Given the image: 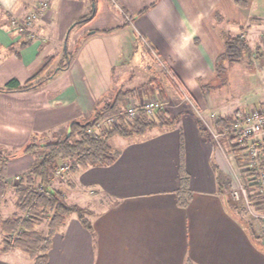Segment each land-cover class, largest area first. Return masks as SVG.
Instances as JSON below:
<instances>
[{"label": "crops", "instance_id": "crops-1", "mask_svg": "<svg viewBox=\"0 0 264 264\" xmlns=\"http://www.w3.org/2000/svg\"><path fill=\"white\" fill-rule=\"evenodd\" d=\"M96 1L95 17L71 30L93 10L92 0H52L49 11L21 33L9 27L10 17L25 15L39 0H0V85L13 78L24 84L47 57L66 47L67 38L71 49L82 42L70 66L41 87L0 92V144L20 148L36 133L64 131L74 121H88L122 86L136 89L130 98L138 103L148 95L160 96L162 88L169 116L170 94L178 90L175 82L188 95H200L197 106L208 113L214 107L209 96L214 100L238 86L240 75L253 80L244 97H238L248 101L245 110L264 102V88L258 92L256 84L264 74V0ZM228 31L247 38L252 57L249 64L230 66L227 81L220 85L215 63ZM28 33L34 34L30 40L25 38ZM140 47L164 68L166 78L132 85ZM173 115L180 117L170 127L113 137L120 150L113 164L72 174V198L84 195L90 225L71 215L53 238L49 264H264V218L251 220L252 233L227 200L237 178L241 180L233 155L220 142L231 176L217 155L213 159L214 146L201 134L196 115ZM181 157L190 175L187 206L177 198ZM0 264L33 261L17 249L0 252Z\"/></svg>", "mask_w": 264, "mask_h": 264}, {"label": "trees", "instance_id": "trees-1", "mask_svg": "<svg viewBox=\"0 0 264 264\" xmlns=\"http://www.w3.org/2000/svg\"><path fill=\"white\" fill-rule=\"evenodd\" d=\"M92 2L93 10L75 21L71 26V30L75 26L87 24L95 17L97 1L92 0ZM113 30L114 28L104 29L100 32H111ZM224 35L225 46L215 63L216 81L220 85L227 81L229 65L242 61L246 56H252L250 44L243 34ZM81 44V40L77 41L74 50L70 51L67 38L63 53L65 62L51 70L47 76H43L53 61V57L49 58L44 66L24 84L13 78L5 85H0V92L28 91L41 87L47 80L56 76L58 72L70 66ZM175 84L178 86L176 82ZM135 91L136 89H126L122 86L119 90H116V94L113 95L114 98L105 101L88 121L72 122L68 129L62 131V134H55L54 136H57L53 139L41 140L39 133L34 134L22 151V155L33 154L34 162L14 179L9 177L8 165L16 155H9L0 147V232L3 234L2 246L0 247L1 253L19 249L31 258L33 264H49V252L53 238L67 223L71 215L77 214L83 223L90 225L86 215L87 210L78 204L69 203L64 191L53 185L55 178L61 175L60 166L62 163L65 161L70 163L69 173L71 174L80 172L90 166L111 165L120 155V150L111 142L113 137L143 136L155 127L175 125L180 116L177 115L171 118L165 109H159L155 118L150 117L142 110L137 119L129 121L123 112L127 98L134 95ZM158 91L162 102L166 103L167 96L162 88ZM238 112L240 110L215 120L216 130L223 133L224 129H231L234 116ZM109 115L117 116L118 124L97 130L95 135L88 134V128L94 127L96 123ZM199 128L201 134L206 136L208 130L201 123H199ZM223 136H225L223 148L228 154L233 155L234 165L239 170L241 181L247 189L251 207L255 212L264 214V196L259 193L258 184L255 181L257 173L246 168L247 163L243 157V151L246 148L245 143L237 142V136L232 133ZM180 171V186L177 190V198L180 205L187 206L191 201L192 192L190 175L185 169L183 157H181ZM10 191L16 197V211L4 216L1 208L6 202ZM226 196L230 208L236 212L245 226L254 233L251 219L247 218L248 216L244 217L248 212L247 206L235 200L231 194ZM45 222L46 228H42L41 225Z\"/></svg>", "mask_w": 264, "mask_h": 264}, {"label": "rangeland", "instance_id": "rangeland-1", "mask_svg": "<svg viewBox=\"0 0 264 264\" xmlns=\"http://www.w3.org/2000/svg\"><path fill=\"white\" fill-rule=\"evenodd\" d=\"M50 7H51V5H50ZM10 18L12 19L13 17H10ZM11 28L13 29L14 27H11ZM12 29H10V30H12ZM22 30H17V31L22 33V32H24V30L23 31ZM28 32H30V31H28ZM228 33L231 35H235L236 32L235 31H228ZM33 35L34 34L28 33V35H26L25 38H27V40H30L33 38ZM23 36H24V34H23ZM68 46H69V44H68ZM75 46H76V42H75L74 47H72V49L69 48V50L73 51ZM59 49H60V52L58 53V55L51 54L49 57H47V59L53 57V61L51 63V65H52L51 70L58 67L61 63L65 62L64 61L65 60L64 54H63L64 53L63 46L60 47ZM137 55H138L137 56L138 62L135 64L134 80L132 83L133 86L139 87L144 82H148V80L151 77L152 78L153 77H159L162 80L164 78H166L167 74H165V72H164L165 70H163L164 68L161 67V65L158 63V61L153 60V56L148 57L146 55L145 51L143 50V47L139 48ZM251 57L246 56L242 61L235 62L232 65H229V67L230 66L234 67V66H236L235 64H238V63L249 64V60L251 59ZM58 58H61V60L58 61ZM253 58H255V57H253ZM56 61H58V62H56ZM258 61L260 63L259 59H258ZM261 63L263 64L264 61ZM261 63H260V65H261ZM254 66H255V70H258L256 68V65H254ZM51 70L44 73L43 76H47V74ZM240 76H241V78L236 81V82H238V86L236 84V85H234V87L233 86L228 87V89L222 91V93L220 92V94H219L220 96L214 100L212 99L211 96H209L208 102H209V104H212V106H214L213 108H211L212 112H210V113H208V111H206L204 109H201L200 106H197L198 105L197 100L200 99V95H198V94L188 95L186 92H183V90H181V88H179V86H177L176 84H174V85H175V87L176 86L178 87V90L175 89L173 91H176L177 93L176 94H170V96H171L170 98L172 99L170 106H172V107H170L169 109H171L172 112H170L171 115L169 117H171V118L175 117L173 114H176L180 111H187V113H192L193 115H196V117L199 119V123H201V125L208 130L207 135L205 136V139L208 141L209 145H212V147L214 146V148H213V152H214L213 159L216 160L215 157L217 155L218 159L222 160L226 164L227 168L230 170L229 175H231V176L233 174L232 169H231V164L229 163V160L226 157V155L223 152V149L221 148V145H220V142L224 143L225 136L221 135V136H219L218 139H217V137H215L214 133H215V131L216 132H218V131L216 130V128L214 126V121L216 120V118L223 116V114H225V113L229 114V112L230 113L232 112L231 114H233V112H235L236 109H240V110L244 109L245 110V109H247L246 107L249 106V104H248V106L245 105L248 103L247 100L241 101L240 99H238V97H240L241 95L244 97V92L249 89L247 87V85L250 83V85L253 86V84H251L253 82V80L249 81V79H250L249 77H248V79H245V77L243 75H240ZM263 77H264V74L261 76H258L259 79H258V82L256 83V84L259 83L258 85H260L259 86L260 90H258V92L262 91V93H263V88H264V78ZM215 82L217 83L218 81L215 80ZM256 92H257V90H256ZM169 93H172V91L170 90ZM167 98H168V96H167ZM146 99L150 100V101L156 100V99L162 100L161 97L158 95H148ZM238 100H240V101H238ZM128 101H133L136 103L139 100H137L136 98L128 97L126 105L129 104ZM263 103L264 102H262V104ZM259 104H261V103H259ZM259 104L255 103L252 106H258ZM0 122H2L1 118H0ZM53 134L59 135V134H62V131L59 130L55 133H51V132L50 133H39L38 135L40 136L41 140H44V139L50 140V139H53L57 136V135L54 136ZM29 142H30V139L23 147H20V148L6 146L5 144H0V147L3 148L6 151L5 153H7L9 155L15 154L19 158H21L23 156H27L24 159H20V161H13L12 160L9 163L11 165V167H10L11 172L9 174L10 175L9 177L11 179H14L15 177H17L18 174L27 170L31 166L30 163L34 162V155L33 154L22 155L23 149L27 146V144ZM72 178H73L72 174L69 173V170L61 172V175L59 177L55 178V180L53 181V185L64 191L65 197L69 203L78 204V205L84 207V205H83V203H84L83 201L85 198L84 195H81L78 197H77V195H75L74 196L75 198H72V196L74 195L73 190L70 189V187L72 186V183H73ZM233 185H235V184H233ZM238 185H239V177L237 178L236 186H238ZM67 192H69V196H68ZM76 197H77V199H76ZM15 200H16L15 195L13 194L12 191H10L7 198H6V202L3 204L2 208H1L4 216H8V215H10L16 211ZM75 201H77V203H75ZM86 210L88 211V208ZM88 213H91V211H88ZM246 214L247 215H245V216L243 215V216L244 217L248 216L247 218H250L251 220L255 219V217L253 216V213L251 211H248ZM41 227L46 228V222L44 224H42ZM2 238H3V234L0 232V247L2 246ZM28 262H30V261H28Z\"/></svg>", "mask_w": 264, "mask_h": 264}, {"label": "built area", "instance_id": "built-area-1", "mask_svg": "<svg viewBox=\"0 0 264 264\" xmlns=\"http://www.w3.org/2000/svg\"><path fill=\"white\" fill-rule=\"evenodd\" d=\"M51 2L52 0H39L32 11L23 16H14L10 20L9 27H14L15 30H22L31 26L35 20L49 11ZM128 103L123 113L129 121L137 119L142 110L150 117L155 118L157 111L163 109V102L160 99L151 101L146 99L142 103L128 101ZM118 122L117 116L109 115L96 123L94 127L88 128L87 132L90 135H95L97 130L112 127ZM229 133L237 136V142L245 143L246 148L243 151V157L247 163L246 168L257 173L255 181L258 184V191L264 196V103L252 106L248 110H241L234 116L231 129H224L223 133L215 131L214 135L218 139L219 136ZM69 164L68 161L63 162L60 166L61 172L69 170ZM231 195L235 200L245 204L248 211H251L255 218H264V214L255 212L251 207L247 189L241 180L237 187L232 188Z\"/></svg>", "mask_w": 264, "mask_h": 264}]
</instances>
